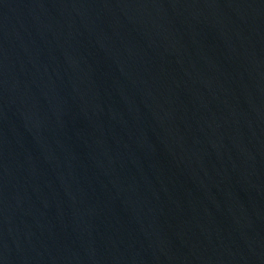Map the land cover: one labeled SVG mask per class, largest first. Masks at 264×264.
Segmentation results:
<instances>
[{
    "label": "water",
    "instance_id": "obj_1",
    "mask_svg": "<svg viewBox=\"0 0 264 264\" xmlns=\"http://www.w3.org/2000/svg\"><path fill=\"white\" fill-rule=\"evenodd\" d=\"M0 264H264V0H0Z\"/></svg>",
    "mask_w": 264,
    "mask_h": 264
}]
</instances>
